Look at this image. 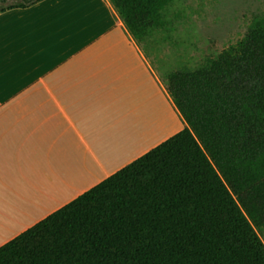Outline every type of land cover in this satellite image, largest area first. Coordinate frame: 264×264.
Masks as SVG:
<instances>
[{"label":"trees","instance_id":"16d2710c","mask_svg":"<svg viewBox=\"0 0 264 264\" xmlns=\"http://www.w3.org/2000/svg\"><path fill=\"white\" fill-rule=\"evenodd\" d=\"M109 1L139 43L175 0ZM165 80L188 127L1 246L0 264H264V15Z\"/></svg>","mask_w":264,"mask_h":264},{"label":"crops","instance_id":"0c3cea01","mask_svg":"<svg viewBox=\"0 0 264 264\" xmlns=\"http://www.w3.org/2000/svg\"><path fill=\"white\" fill-rule=\"evenodd\" d=\"M141 43L109 0L0 12V247L188 127Z\"/></svg>","mask_w":264,"mask_h":264},{"label":"rangeland","instance_id":"374dc122","mask_svg":"<svg viewBox=\"0 0 264 264\" xmlns=\"http://www.w3.org/2000/svg\"><path fill=\"white\" fill-rule=\"evenodd\" d=\"M263 15L264 0H175L164 11L165 27L152 30L141 45L155 56L157 72L166 79L206 65ZM255 232L264 247V230Z\"/></svg>","mask_w":264,"mask_h":264}]
</instances>
